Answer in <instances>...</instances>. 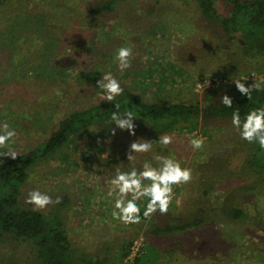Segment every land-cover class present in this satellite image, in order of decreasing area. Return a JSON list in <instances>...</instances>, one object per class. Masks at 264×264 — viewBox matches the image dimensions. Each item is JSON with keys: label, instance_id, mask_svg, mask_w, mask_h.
Returning a JSON list of instances; mask_svg holds the SVG:
<instances>
[{"label": "rangeland", "instance_id": "1", "mask_svg": "<svg viewBox=\"0 0 264 264\" xmlns=\"http://www.w3.org/2000/svg\"><path fill=\"white\" fill-rule=\"evenodd\" d=\"M111 3L112 10L92 13V8ZM217 5L220 13L227 11L224 0ZM218 32L192 4L0 0V121L17 132L10 150L17 156L29 153L69 113L106 102L96 86L104 72L111 71L122 87L144 101L167 105L203 108L212 90L234 85L231 80L237 78L264 86V73L254 61L238 58L237 40ZM120 46L133 50L131 65L123 71L112 62ZM49 55L65 69L61 75L49 78L43 66L34 67ZM231 66L237 68L236 74L223 78L224 69ZM32 68L44 71L35 74ZM140 132H81L29 170L21 189L22 206L34 209L25 198L37 187L54 201L60 197L59 203L35 210L46 216L59 212L72 246L106 264H137V260L141 264H264V186L241 191L264 182V175L256 176L247 167L250 143L239 138L231 121L202 118L168 133L172 142L162 145V153L153 146L129 161L130 142L147 139ZM193 136L204 138L202 149H192L188 141ZM169 153L192 169V179L174 186L168 212L157 211L138 224L114 218L105 193L113 187L116 165L122 170L140 167L145 159ZM10 158L0 156V161ZM233 207L244 211L242 220L234 221L226 213ZM195 218L207 223L181 233H153L155 228L188 224ZM37 262L30 243L0 236V264Z\"/></svg>", "mask_w": 264, "mask_h": 264}, {"label": "trees", "instance_id": "2", "mask_svg": "<svg viewBox=\"0 0 264 264\" xmlns=\"http://www.w3.org/2000/svg\"><path fill=\"white\" fill-rule=\"evenodd\" d=\"M155 3L169 1L176 4L195 5L200 17L206 24H212L218 29V34L226 39H236L238 42V58L254 61L256 69L264 73V0H224L227 11L220 13L217 4L220 0H154ZM111 4L92 8V13L112 10ZM89 47V46H88ZM45 56L40 65L44 67L49 78L62 74L65 69L54 59L53 55ZM235 57V56H233ZM229 63V62H228ZM44 69L32 68L35 74ZM236 67L225 68L223 78H232ZM41 76V74H40ZM124 92L116 101H106L83 110L69 113L59 121L57 128L49 138L29 153L17 156L15 159L0 161V236H12L23 242H28L34 249L37 264H106V261L92 259L80 254L71 244L66 221L59 212L46 216L38 210L22 206L21 189L26 183L29 170L39 161L48 159L52 154L63 149L72 138L88 129H95L99 135L113 134L111 116L113 111L121 115L131 107L136 112L138 120L136 130L141 131L146 140L153 141V146L162 153V145L158 142L161 135L176 131L187 125L196 124L202 118L230 120L233 109L220 103V97L227 93L233 98V108H239L241 115L256 106H264V86L253 89L251 99L242 96L235 85H222L211 91L209 104L200 107L197 104H164L147 102L143 98L123 87ZM115 103L119 108H115ZM119 129H116L117 132ZM247 167L256 176L264 175V149L250 143ZM264 186L258 182L241 190L247 192ZM64 205V204H63ZM225 205V203H224ZM223 205V206H224ZM61 206V205H60ZM61 207H59L60 209ZM234 221L242 220L244 211L233 207L225 210ZM207 222L195 218L188 224L171 223L167 227L155 228L154 235L175 234L190 228H198ZM141 264V260H137Z\"/></svg>", "mask_w": 264, "mask_h": 264}, {"label": "clouds", "instance_id": "3", "mask_svg": "<svg viewBox=\"0 0 264 264\" xmlns=\"http://www.w3.org/2000/svg\"><path fill=\"white\" fill-rule=\"evenodd\" d=\"M132 55L131 47L120 46L114 50L112 62L123 71L130 67L129 57ZM246 80L247 77L231 81L236 90L250 100L252 90H259L262 82L254 80L252 84H246ZM96 86L107 101H116V98L124 92L121 82L111 71L102 73L100 79L96 81ZM220 103L226 108L233 109L231 125L239 138L264 149V106L253 107L242 116L239 108H233V98L227 93L220 97ZM115 108H119L118 103H115ZM137 120V114L131 107L122 115L116 110L113 111L111 116L112 125H115L112 128L113 134L116 129L128 130L134 134ZM16 135L14 127L7 121H0V149H5L0 151V156H8L12 159L17 157V153L10 150ZM158 142L167 146L172 142V137L167 134L161 135ZM188 142L194 151L202 149L205 144L204 138L200 136L190 137ZM152 147L151 140H132L127 151L129 161L136 153L150 152ZM191 179L192 169L184 166L173 153L157 154L151 160L145 159L140 167L122 170L117 164L115 175L111 178L113 187L108 188L105 196L113 205L111 214L114 218L125 224H138L142 217L148 218L157 211L162 214L168 212L169 205L174 199V186L187 184ZM54 202L59 203L60 197H56L54 201L47 191H41L39 187L29 191L25 198V203L33 205L34 209H43Z\"/></svg>", "mask_w": 264, "mask_h": 264}]
</instances>
